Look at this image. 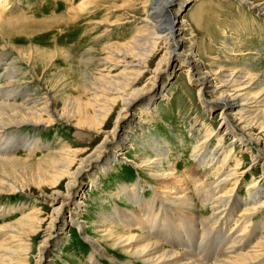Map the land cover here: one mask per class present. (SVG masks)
Returning <instances> with one entry per match:
<instances>
[{
    "label": "bare ground",
    "instance_id": "6f19581e",
    "mask_svg": "<svg viewBox=\"0 0 264 264\" xmlns=\"http://www.w3.org/2000/svg\"><path fill=\"white\" fill-rule=\"evenodd\" d=\"M3 1L4 4L0 1V27L9 22L6 19L8 17L4 15L7 0ZM189 1L192 0H136L135 3L141 4L147 13V19H140V22L143 21L145 25L140 26L137 29L136 35L128 43L126 42L127 45L123 47V53H115L114 55L109 53L112 60L105 61V63L110 65L108 69L110 73H107L108 76L103 77L106 79L103 83V88L90 87L88 91L91 95L90 102L86 104L83 102L72 113L63 111L59 114L56 112V98L52 95V90H48V92L42 95L40 94L41 90L38 89L39 77L35 82L34 79L28 81L31 78L26 80L29 76L33 77L35 72L33 65L36 60L41 62L44 57H47L51 61L58 54L50 53L49 50H44L43 48H37L38 46L36 45H32L28 51L22 48L17 49L9 42V39H6L5 47L11 49L13 53L15 51L14 58L10 61L12 63H9L7 60V64L13 65L12 67L14 68L20 67L22 69L23 67L25 71L20 73L23 74V78H18L19 80L16 79V76L20 70L15 72L8 66L4 68L3 73H0V84L4 82V86H0V200L17 193L26 194L25 189L30 185L27 182V176L22 171L25 170L22 166H25L24 164L27 162L24 161H27V159H19L17 154L19 149L25 151L27 158L45 149L39 140H31L29 135L23 137L21 135V137L19 135H12L14 129H37L52 126L55 122L64 121L77 130L76 134L79 143L85 145L82 149L77 150L62 148L59 153L54 152L53 155H50L46 159H40V163L36 167L37 178L41 177L40 180H45L48 176L51 182L50 185L53 188L51 195L43 193L44 198L50 197L52 203H59V207L57 206L53 209L51 221L49 222V232L41 243L37 264H48V259H45L44 253L56 232H63L71 223L75 224L78 227L77 229L84 232L85 225L79 218L84 212L82 209L83 199L86 198L87 193L80 194L77 189H80V186L83 184L81 178L87 173L92 178V183L89 184L92 187L100 186V170L99 175L97 174L98 171L95 172L98 163H92V160L95 158L100 159V163L105 164L104 167L99 166L101 170L104 169L101 173H106L109 171L108 164L116 166L119 163L120 157L123 155L122 151L126 146L129 145L132 148L133 145L131 143H134L136 138L141 139L140 137H133L132 129L126 132L123 128L128 124H133L134 109L138 108L139 111H142L138 122L132 126L136 131L142 132L145 129H142V127L146 124L144 123V116L148 117L149 114L152 115L155 105V102L151 104V101L154 100L153 93H150L151 90L149 89L142 98L141 95L145 90L137 89L136 85H138L137 83H139L140 78L148 70L147 61L159 48H162L164 54L157 67L151 71L152 77L150 80L152 85L154 87L157 86V83L161 80L160 75L163 68L169 65L170 60L174 62L175 58H177L181 62L183 69L186 68L188 70L187 75L191 80L194 77H198L197 83L199 87L197 91L201 101L205 104V110L210 113L216 110H220L221 112V125L224 127V134L221 139L217 138L219 141L217 148L207 151V147L211 144L210 141L216 137L213 136L214 131L212 129H207L205 124H201L202 128L207 129L206 133L208 135L199 146L195 147L196 149L194 150L196 152L194 151L193 155L197 166L200 163L202 169L217 167L214 171L217 174L215 176L217 180L211 183V181H207L206 177H203V180L195 178L193 181L186 183L183 178L186 172L178 175L177 168H173L175 163L172 164L170 162V152L166 150V144L154 137L152 144H148L147 146V150L152 156L147 158V162H142L143 165L145 164V169L141 168L142 164L139 166L138 162L134 163L132 161V163L135 165V168L138 167L136 168L138 171L142 170L151 176V179L155 181V185L158 184L156 181L163 178L164 182L161 184L164 186V190L162 189V192L154 190L152 199L149 201L142 200L144 188L140 185L142 181L140 179L135 182L139 183L135 186H133L135 183L132 185H120L122 188L120 190L116 189L115 194L109 196L114 198L113 201L116 200L115 197L118 199L121 197L127 198L128 203L133 205V207L136 208L137 206L138 210L141 208L137 214L131 213L130 209L123 211L113 209L107 215L102 216V227H107L102 230V233L105 234L104 237L108 240L107 242L111 245L110 247L113 248V251L124 253L123 258L125 260L120 259L121 261L119 260L117 263L113 262L112 264H200L201 261L199 262L197 258H202V264H264V221L262 220L250 230L253 218L257 217L259 212L264 209V183L261 185L264 182V175L260 183L253 182L250 185L246 198H238L236 190L239 189L240 180L248 177V174L246 171L239 173L240 167L243 164L238 162L237 155L233 154V147L235 145L239 144L243 146L244 151L253 156V166L260 165L264 172V143L262 142L263 138L261 135L257 134V129L262 130V133H264V112L258 111L259 107L256 109V106L264 103V100L261 99L262 101H259L257 104V99L247 93L254 86L261 88L264 85L262 83L263 79L259 75L252 73L249 65L253 63V60L248 59L247 61L250 64L246 63L245 66L247 67L244 69L240 67L241 70H231L228 72L229 75L226 76L222 72L220 76L223 81L221 80V84H218L217 80L220 78L206 71L203 61L193 50V44L189 51H178L183 45L186 32L191 30L192 27L190 21L187 19L182 20L181 25H179V20L181 19L180 12ZM234 1L241 6L261 7V14L264 15L263 5L258 6V3H249V0ZM73 16L72 19L75 22L81 19L80 13H75ZM132 19L136 21L137 17H133ZM197 19L198 21L201 20V18ZM104 23L106 25V32H110V28L114 27L113 25H122V23L111 24L110 21L108 23L105 21ZM104 23H101V25ZM58 24H61L63 27L66 24L69 25V23L62 21ZM0 34L2 39L8 38L6 33ZM89 50L85 55H91V51ZM57 52L59 51L57 50ZM105 53L107 52L105 51ZM64 57L69 59L71 56ZM92 57L91 59H87L84 56L82 58L83 62L88 65L93 60ZM119 69L122 72H119ZM179 69L181 68L179 67ZM114 71H118V74L113 75ZM16 80L21 85L18 84V86L15 83ZM21 88L25 89V91ZM259 91L256 93L262 92ZM208 92L215 94L213 100L207 97ZM19 97L22 99L21 103L17 100ZM118 102L122 104V107L118 112L116 123L112 130H106L109 126V119ZM252 103H255L256 106L252 107ZM68 105V102L64 104L65 107ZM151 119H153L151 116L146 118V120ZM196 125H198L197 121ZM99 136H103L101 144L91 150L92 142L99 138ZM139 136L142 135L140 134ZM224 137L232 140L231 145L228 146L229 148L223 145ZM159 142L161 147L157 145ZM113 149L118 150V152L117 150L114 152L116 156L110 155L108 159L101 158L104 151L106 153V150ZM76 165L75 170H72ZM87 170L88 172L84 174ZM214 175L211 176L214 177ZM64 180L68 182L65 192H62L58 187ZM190 183L194 186L193 191L189 188ZM215 184L216 187H213ZM226 185H230V188L226 192H223ZM193 192L204 208L209 207L212 210L210 217H204V219L201 218L200 220L205 229L210 224L214 226L220 224V228L226 229L228 221L233 220V215L239 209L241 212L239 210L237 212L241 213L240 217L242 216L244 220L241 224H239L241 219L236 222L238 227L241 226V230L236 231L234 236L224 235L225 237L223 238L218 237L219 240L214 242L210 238L212 236V228L209 229L208 227L205 232L203 231L205 233L204 235L202 234V237H204L203 241H200L201 244L196 248L191 246L192 242L185 239L186 237L184 239L181 237L175 240L176 242H171L173 240L170 241L167 238V233L162 235L161 232L165 231V228H169L168 222L173 223V228L174 226L182 227L184 226L182 225L184 221L179 219V217L190 223L192 219L187 218L192 217L193 214L196 217L200 216L198 202L193 198ZM77 196L80 200L72 205V198ZM158 203L160 207H158ZM233 204L236 206H233ZM70 206L72 207L70 208ZM173 206L176 207L172 208ZM156 207H158L157 211H155ZM244 208L245 210L242 211ZM13 209L3 211V208L0 207V217H3L2 214L4 213L6 215L13 213L15 211ZM232 209H235V211ZM64 211L65 213L62 215ZM227 212H229L230 217L227 219L228 221H225L224 215L226 216ZM73 214L77 216L75 219L72 216ZM160 214H166L167 216H163L162 218ZM169 214H174L176 220L173 215ZM31 215L32 213L24 217L22 215L23 218L13 224H0V264H25L30 239L27 237L28 230L34 233L33 231L36 229L34 223L40 221ZM69 215L70 220H66ZM161 223H165L167 226L159 229ZM119 227L122 228V231L117 230ZM134 231H138L141 234H134ZM260 231L262 232L260 233ZM170 236L172 235L170 234ZM179 236L176 235L177 238ZM85 239L93 251V254L90 256L91 263L101 264L100 259L106 256L102 247L103 245L101 246L94 239L89 240L87 237ZM253 242H255V245L252 244ZM167 244L170 245L171 249L166 248L165 245ZM214 245L213 252L206 250L211 249ZM179 248L185 251H178ZM106 252L108 251L106 250Z\"/></svg>",
    "mask_w": 264,
    "mask_h": 264
},
{
    "label": "rangeland",
    "instance_id": "374dc122",
    "mask_svg": "<svg viewBox=\"0 0 264 264\" xmlns=\"http://www.w3.org/2000/svg\"><path fill=\"white\" fill-rule=\"evenodd\" d=\"M0 1L4 4L3 0ZM135 2L136 0H7L4 15L8 17L6 19H8L9 22L0 27V33H6L8 38L2 39L0 36V73H3L4 68L8 66L15 72L20 70L16 76V79L19 80L23 78V74L20 73L25 71L23 67L22 70L20 67L14 68L12 67L13 65L10 66L11 64H7L8 61L12 63L10 61L13 60L15 51L13 53L11 49L5 47L6 39H9V42L17 49L22 48L28 51L32 45H36L38 46L37 48H43L44 50H49L50 53L58 54V56H54L51 61H49L47 57H44L41 62L36 60L33 65L35 71L33 77L29 76L26 80L31 78L28 81L34 79L35 82L39 77L38 89L41 90V95L48 92V90H52V95L56 98L55 110L57 113L61 114L63 111L67 113L74 112L76 107L81 106L83 102L84 104L90 102L91 95L88 92L90 87L95 86L96 88H103V83L106 80L103 77L108 76L107 73H110V70H108L110 65L105 63V61L112 60L109 53H112V55L121 53L123 47H125L129 40L136 35L137 29L145 25L143 21H140L147 19V13L141 4ZM188 3H190L189 8L184 12H180L182 16L180 14L181 19L179 20V25H181L182 20L187 19L190 21L192 27L191 30L186 32V35L184 34L185 38L183 45L178 51H189L193 44V50L203 61L206 71L220 78L217 80L218 84H221L222 78L220 75L222 72L223 75L226 76L229 75L228 72L231 70L244 69L247 67L245 66L246 63L250 64L247 61L248 59L253 60V63L250 64L251 66L249 65L252 73L259 75V77H262L264 80V15L261 14V7L252 8L248 5L241 6L236 4L234 0H192ZM249 3H258V6H264V0H249ZM75 13H80L81 19H79L78 22L72 19ZM133 17H137V20L135 21L132 19ZM197 18H201V20L198 21ZM60 21L69 23V25L66 24L65 27H63L61 24H58ZM105 21L106 23L110 21L111 24L122 23V25H113L114 27L110 28L111 31L106 32ZM101 23L104 24L101 25ZM110 45L114 46L112 47ZM88 49L91 51L90 56L85 55ZM57 50L59 52H57ZM105 51L107 53H105ZM163 52L162 48H159L158 51L149 58L147 61L148 63L146 62L148 70H146V74H143L139 83H137L138 85H136L137 89L145 90L141 95L142 98L149 89L151 90V92H149L153 93L154 100L151 101V104L155 102V105L152 110V115L149 114L148 116H151L153 119L146 120L148 117L144 116V123L146 124L142 127V129L145 128L142 131L143 133L139 130H134L132 126L138 122L142 112L139 111L138 108L134 109L133 124L126 125L123 130L127 132L132 129L133 137H140L141 139L136 138V141L131 143V145H133L132 148L129 147V145L126 146L122 151V157H120V160L118 159L119 163L116 164V166L108 164L107 167H109V171L106 173H101L104 169L101 170L99 166L104 167L105 164L100 163V159L95 158L92 160V163H98L95 172L98 171L97 174L99 175L100 170V186L92 187L90 185L92 183V178L87 173L89 170L88 168V170L84 172V174H87L81 178L83 184L80 186V189H77L80 194L87 193L86 198L83 199L84 203L82 209L84 212L79 218L85 225L84 232L77 229L78 227L72 223L67 226L63 232H56L49 242L48 247L50 249L47 247L44 253L46 255H44L45 259H48V264H92L90 256L93 254V251L85 237L89 238V240L94 239L98 241L101 246L103 245L102 247L106 256L100 259L101 264H112L113 262L117 263L120 259L125 260V258H123L124 253L121 251H113V248L110 247L111 245L107 242L108 240L104 237L105 234L102 233V230L107 227H102V216L107 215V213L113 209L121 211L130 209V212L135 214L141 209L139 208L138 210L137 206L136 208L133 207V205L128 203L127 198L121 197L118 199L115 197L116 200L113 201L114 198L109 197L115 194L116 189L120 190V188H122L120 185H132L137 182V180L141 179L140 185L144 188L142 200L148 201L152 199L154 190H158V192L164 190V186H162L164 182L163 178L156 181L158 184L155 185V181L151 179V176L147 175L142 170L138 171V169H136L138 167L135 168V165L132 163V161H134V163L138 162L140 164L139 166L142 164L141 168L145 169V164L143 165L142 162H147V158L152 156L148 152L147 146L148 144H152L154 137L166 144V147H164L170 152V162L172 164L175 163L173 168H177L178 175L186 172L183 176L186 183L193 181L195 178L203 180V177H206L208 182H216L217 178L215 176L217 174L214 171L217 167H206L204 170L200 163L199 166H197V162L194 160L193 155L194 149H196L195 147H197V145L199 146L201 142L207 138V129H212L214 131L213 136L216 137L214 140L210 141L211 144L207 147V151L217 148L219 142L217 138L221 139L224 134V127L221 125V112L220 110H216L210 113L205 110V104L201 101L197 91L199 87L197 83L198 77H194L193 80H191L187 75L188 70L186 68L183 69L181 62L177 58H175L174 62L170 60L169 65L163 68L160 75L161 80L157 83V86L154 87L152 85L150 80L152 77L151 71L157 67L164 54ZM68 55L73 59L71 57L69 59L64 57ZM82 56H86L87 59H91L93 56V60L87 65V63L83 62ZM179 67L181 69H179ZM119 70V72H122L121 69ZM112 74H118V71H114ZM17 80L15 83L21 85ZM263 80L262 83L264 84ZM1 85L4 86V82H2L0 86ZM263 89L264 85L261 88L254 86L252 89H249L247 93L255 97L258 104L259 101L264 100ZM23 91H25V89H23ZM258 91L260 93H256ZM258 94L260 95L258 96ZM214 96L215 94L213 93H207V97L211 100L214 99ZM17 100L20 103L22 102L20 97ZM66 102L69 104L67 107L64 106ZM252 104V107L256 106L255 103ZM121 107L122 104L118 102L109 119V126L106 130L113 129ZM257 108L259 109L258 111L264 112V103L257 105L256 109ZM196 121L198 125H196ZM148 123L149 125H147ZM201 124H205L207 129L202 128ZM76 131L77 130L73 128V126L71 127L64 121H59L55 122L52 126L37 129H14L12 134L14 136L21 135L22 137L29 135L31 140H39L42 143V147L45 148L44 151H40L30 158L25 156L26 153L23 149H19L17 152L19 159H27V161H24L27 162L24 164L25 166H22L25 170L22 171L25 176H27V182L30 185L25 189L26 194L17 193L7 196L6 199L0 200V207L3 208V211H8L13 208V210L16 211L9 215L5 213L2 214L3 217H0V224H13L30 213H32L31 216L33 218L40 220L34 223L36 226L35 231H33L34 233L28 230L27 237L30 239L28 242L29 250L26 256L27 260L25 259V264H37L41 243L49 232V222L51 221L53 209L57 206L59 207V203H52L50 197V199L44 198L43 193L51 195L53 188L50 185L51 182L48 176L45 180H40L41 177L37 178L36 167L40 163V159H46L50 155H53L54 152L59 153L62 148H71L73 150L82 149L85 145L79 143ZM140 134L142 136H139ZM257 134L261 135L263 138L262 142L264 143V133H262V130L257 129ZM102 137L103 136H99V138L92 142L91 150L101 144ZM224 138L223 145L229 148L228 146L231 145L232 140L230 138ZM160 142L157 144L158 147H161ZM242 147L243 146L239 144L233 147V154L237 155L238 162L243 164L240 167L241 170L239 173L246 171L248 174V177L240 180L239 189L236 190L238 198L240 199L246 198L249 193L248 188L250 185L253 182L260 183L264 175L261 166H253V156L247 151H244ZM116 150L117 149L106 150V153L104 151L101 158L104 157L108 159L110 155L116 156V153H114ZM76 167L77 165L72 168V170H75ZM249 169L250 171H248ZM207 172H209V174H207ZM211 175H214V177ZM67 182V180L62 181L58 189L65 192ZM263 183L264 182H262L261 185H263ZM137 184L139 183H135L133 186ZM213 187H216V184L213 185ZM189 188L193 191L194 186L192 183H190ZM229 188L230 185H226L223 192H226ZM192 195L196 202H198L200 216L196 217L193 214L192 217L187 218L192 219L190 223L179 217V219L184 221V224H182L184 226L182 227L174 226L173 228L172 222H168L169 228H165V226H167L165 223H161L159 226V229L165 228L164 230H167L166 232H161V234L164 235L167 233V238L170 241L173 240L171 242H176L175 240L181 237L184 239L186 237L185 239L192 242L191 246L196 248L203 241L204 237L202 236L205 234L204 232L208 227L209 229L212 228V236L210 238H212L214 242L219 240L218 237L223 238L225 237L224 235L234 236L236 231L241 230V226L238 227L236 222L241 219L239 222V224H241L244 220L242 216L240 217L241 213L239 214V212L241 211L239 209V212L236 210L233 215V220H230L233 222L227 220L230 217L229 212L226 213V216L224 215L225 221H228V226L225 227L226 229L220 228V224H217V227L210 224L205 229L200 220L201 218L204 219V217H210L212 210L209 207L204 208L194 192ZM78 200H80L78 196L72 198V205L77 203ZM233 206L236 205L233 204ZM71 207L72 206H70V208ZM158 207H160L159 203ZM158 207L155 208V211L158 210ZM175 207L176 206H173L172 208ZM232 210L235 211V209ZM244 210L245 208L242 211ZM64 213L65 211L62 212V215ZM169 215H173L176 220L174 214ZM72 216L74 219L77 217L75 214ZM160 216L163 218V216L167 215L160 214ZM66 220H70V215ZM262 220L264 221V209L259 212L257 217L253 218V224L250 230ZM117 230L122 231V228L119 227ZM261 232L262 231H260V233ZM138 233L141 234L138 231H134V234ZM170 234L172 236H170ZM175 234L178 236L180 235L179 238H177ZM254 243L255 242L252 244ZM165 246L167 249H171L169 244ZM214 247L215 245L211 247V249L209 248L206 250L213 252L212 249ZM106 250L108 252H106ZM178 251L184 252L185 250L179 248ZM196 252H194V254H196ZM202 255L205 258L203 252ZM197 259H199V262L201 261L200 264L203 263L201 260L202 258Z\"/></svg>",
    "mask_w": 264,
    "mask_h": 264
},
{
    "label": "water",
    "instance_id": "95a60500",
    "mask_svg": "<svg viewBox=\"0 0 264 264\" xmlns=\"http://www.w3.org/2000/svg\"><path fill=\"white\" fill-rule=\"evenodd\" d=\"M189 6H190V3H188V4L184 5V7H183V9H182V11H181V12H184V11H186V10L189 8Z\"/></svg>",
    "mask_w": 264,
    "mask_h": 264
},
{
    "label": "crops",
    "instance_id": "0c3cea01",
    "mask_svg": "<svg viewBox=\"0 0 264 264\" xmlns=\"http://www.w3.org/2000/svg\"><path fill=\"white\" fill-rule=\"evenodd\" d=\"M190 123V122H189Z\"/></svg>",
    "mask_w": 264,
    "mask_h": 264
}]
</instances>
